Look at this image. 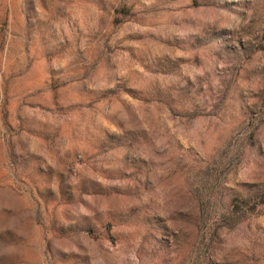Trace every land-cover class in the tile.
Wrapping results in <instances>:
<instances>
[{"label": "rangeland", "instance_id": "1", "mask_svg": "<svg viewBox=\"0 0 264 264\" xmlns=\"http://www.w3.org/2000/svg\"><path fill=\"white\" fill-rule=\"evenodd\" d=\"M0 264H264V0H0Z\"/></svg>", "mask_w": 264, "mask_h": 264}]
</instances>
